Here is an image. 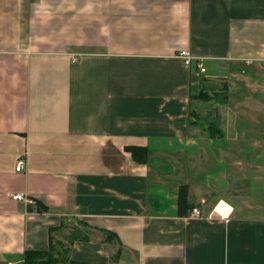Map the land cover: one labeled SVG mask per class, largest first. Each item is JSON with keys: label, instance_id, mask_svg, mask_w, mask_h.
<instances>
[{"label": "crops", "instance_id": "crops-1", "mask_svg": "<svg viewBox=\"0 0 264 264\" xmlns=\"http://www.w3.org/2000/svg\"><path fill=\"white\" fill-rule=\"evenodd\" d=\"M255 66L264 0H0V264L51 247L66 264H264V171L207 210L188 181L225 140L196 123L207 74ZM182 185L202 217L179 215Z\"/></svg>", "mask_w": 264, "mask_h": 264}, {"label": "rangeland", "instance_id": "rangeland-1", "mask_svg": "<svg viewBox=\"0 0 264 264\" xmlns=\"http://www.w3.org/2000/svg\"><path fill=\"white\" fill-rule=\"evenodd\" d=\"M212 74V72L208 73L205 78L211 82V86L203 91L213 98L212 101L202 104L201 112L206 121L200 117L195 119L199 127L201 125L207 131L210 124H215L222 130L225 140L224 143H222L223 140L219 141L220 144L216 146L218 162H213L205 172L189 176L188 179L191 182L192 193L195 195L198 193L200 196L201 191V196L206 201L203 203V206H206L205 210L215 208L220 203L216 197L230 196L232 192L244 194L246 188L240 178L246 172L254 177L264 171L260 167L264 164V66H255L249 71L245 67L235 68V70L225 67L222 73L210 77ZM216 109L219 115L215 117ZM198 111L200 113V108ZM231 112L238 117L237 129L234 128V123L230 119ZM207 113H211L212 116L209 118ZM235 129H240L239 139H242L243 143L245 142L243 132L252 134L254 141H260L262 136L260 144L263 146H253L252 152H246L245 146L240 141L236 143V150L229 151L226 143H230L229 137ZM188 155L195 154L189 151ZM245 160H248L253 167L248 168L249 166L244 163Z\"/></svg>", "mask_w": 264, "mask_h": 264}, {"label": "trees", "instance_id": "trees-1", "mask_svg": "<svg viewBox=\"0 0 264 264\" xmlns=\"http://www.w3.org/2000/svg\"><path fill=\"white\" fill-rule=\"evenodd\" d=\"M195 99L202 102H210L213 100L211 96L206 93H201L195 96ZM208 130L212 137H222L221 130L215 126V124H210ZM128 152L131 153L133 159L141 164H146L149 159V150L146 147H127ZM178 208L179 215L186 216L189 211L194 208V204L189 201V186L182 185L178 194ZM44 208H42L43 210ZM46 210V209H44ZM194 210V209H193ZM67 261H63L60 257L55 254L54 249L51 247L49 251H27L24 255V264H66ZM69 264H86V263H75L71 262Z\"/></svg>", "mask_w": 264, "mask_h": 264}, {"label": "built area", "instance_id": "built-area-1", "mask_svg": "<svg viewBox=\"0 0 264 264\" xmlns=\"http://www.w3.org/2000/svg\"><path fill=\"white\" fill-rule=\"evenodd\" d=\"M179 57L181 58V59H183L184 60V63L186 64V65H191L192 64V62H193V57L191 56V54L189 53V52H187V51H182L180 54H179ZM198 68L200 69V71L202 72V73H205L206 72V68L202 65V63H199L198 64ZM24 167H25V163L23 162V161H20L18 164H17V166H16V171L17 172H20V171H22L23 169H24ZM12 198L14 199V200H18V201H27L28 199L25 197V196H23V195H21V194H16V195H13L12 196ZM202 212L199 210V209H194L193 211H192V214H191V217H193V218H200V217H202Z\"/></svg>", "mask_w": 264, "mask_h": 264}, {"label": "bare ground", "instance_id": "bare-ground-1", "mask_svg": "<svg viewBox=\"0 0 264 264\" xmlns=\"http://www.w3.org/2000/svg\"><path fill=\"white\" fill-rule=\"evenodd\" d=\"M218 211L226 215L228 210L225 204H221V206L218 208Z\"/></svg>", "mask_w": 264, "mask_h": 264}]
</instances>
